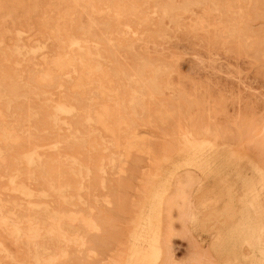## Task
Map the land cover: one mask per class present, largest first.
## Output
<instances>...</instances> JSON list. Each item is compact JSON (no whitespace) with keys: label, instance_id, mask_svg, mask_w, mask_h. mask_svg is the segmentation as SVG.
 <instances>
[{"label":"rangeland","instance_id":"rangeland-1","mask_svg":"<svg viewBox=\"0 0 264 264\" xmlns=\"http://www.w3.org/2000/svg\"><path fill=\"white\" fill-rule=\"evenodd\" d=\"M151 229L144 264H264V0H0V264Z\"/></svg>","mask_w":264,"mask_h":264},{"label":"crops","instance_id":"crops-1","mask_svg":"<svg viewBox=\"0 0 264 264\" xmlns=\"http://www.w3.org/2000/svg\"><path fill=\"white\" fill-rule=\"evenodd\" d=\"M205 145H207L206 143H203ZM181 166V165H180ZM179 166V167H180ZM179 167H176L175 169H179ZM210 167H207L206 170H208ZM205 170V171H206ZM204 171V172H205ZM170 175H172L174 177V174L173 173H170ZM169 175V176H170ZM169 176L167 177L166 181H169L168 184H165L162 185L161 183L158 184V188L160 190L164 189V190H167L169 186H171L172 184V181H170V178ZM172 177V178H173ZM164 181V180H163ZM170 188V187H169ZM171 192L169 191L167 193V195H169ZM164 200L161 199V201H158V202H152V204H150V212H147L146 215H147V218L145 217V222L146 224H148L147 221L150 222V224L152 225H157L159 226V236L161 234V226H162V220H163V213H164ZM228 210H230L229 208H227ZM231 211V210H230ZM142 223V222H140ZM236 228V227H235ZM151 234H149V236L146 238V236H142V237H139L137 235L136 239H135V253L133 254V258L129 261V264H144V261H146V257L148 256V254H142L141 251V247H142V240H144V244L146 245V243H150L151 242V245H152V242L155 240V232L151 229ZM139 237V238H138ZM139 244L141 245V247H139ZM150 256H152L153 254L150 253L149 254Z\"/></svg>","mask_w":264,"mask_h":264}]
</instances>
